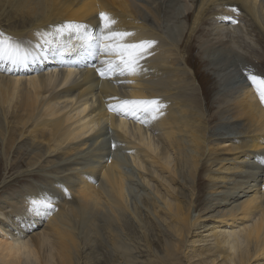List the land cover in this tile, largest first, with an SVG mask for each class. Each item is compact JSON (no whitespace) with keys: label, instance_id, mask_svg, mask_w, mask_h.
<instances>
[{"label":"bare ground","instance_id":"1","mask_svg":"<svg viewBox=\"0 0 264 264\" xmlns=\"http://www.w3.org/2000/svg\"><path fill=\"white\" fill-rule=\"evenodd\" d=\"M191 1L194 6L191 21L187 34L181 39L183 45H178L166 38L169 34L164 36L149 25L151 22L159 23V8L150 9L136 0H41V5L45 6L40 12H35L38 7L35 0H13V7L18 11L33 15L30 19H13V27L5 31L29 51L36 50L37 32L48 31L64 22L83 23L89 26V31H97L101 11L108 12L117 20L115 30L134 32L131 40H155L156 44L151 49L153 54L142 61L146 71L134 77L119 78L133 80L131 84L118 83L116 78H99L88 67L89 56L84 55L74 39L67 42L69 51L65 54L68 53V58L65 54H53L45 46L36 55L29 56L27 64L31 66H17L9 72L5 70L8 65H0V109L4 115L11 107L7 123L13 129L7 143L14 145L17 139L29 140L34 146L33 155L49 164L43 171L32 172L33 177L40 178L37 182H42L39 183L41 186L32 183L31 190L26 189L17 197L14 193L11 194L13 196L0 195V264H72L76 249H80L90 263L101 262L104 254L101 256V253L88 247L81 234L83 227L91 226V229L96 224L91 221L95 211L110 214L109 217L116 221L120 220L117 217L120 211L135 218L128 208L126 191V182L134 181V177L125 171V167L135 170L139 178L146 180V184H156L153 185L156 186L154 195L166 206V216L171 219L174 230L179 234L188 232L197 226L199 217L191 215L192 202L181 204L178 197L170 193L171 184L179 183L181 164L192 170V174L188 170L191 177L193 171L198 173L201 166H206L204 177L212 194L207 196L210 197L208 200L223 193L222 198L225 199L216 200L214 207L231 204L224 212L220 209L212 214L218 227L221 225L223 229L211 231L214 244L204 243L198 249V255L209 259L207 264L214 261L215 264L219 261H222L220 264H249L250 261V264H257L258 260H263L261 264H264V105L246 76V71L255 74L252 62L245 58L242 65L238 64L237 61L242 62L243 59L241 54L234 47L225 45L227 41L223 39H237L245 46L248 45L245 41L247 37L244 39L243 34L248 31H255L264 39V0ZM210 6L219 7L212 14L215 19L233 12L236 22L242 20L248 23L243 25V30L239 27L236 30L238 25H235L234 28L227 27V32L217 31L216 42L205 48L220 46L229 52L225 68L233 67V79L239 78L243 90L236 96L232 95L228 100V109L225 108L236 117L247 119L250 132L245 130L247 134L243 136L233 134L232 137L215 138L217 134L214 132L209 136L201 96L195 92L196 83L192 84L195 70H190L187 65L191 50L188 40L192 39V33ZM142 9L146 13L141 12ZM216 26L219 29V25ZM91 57L98 67L103 57ZM219 88L213 85L205 92L210 108L214 102L224 100V88ZM110 97L160 98L166 107L162 109V116L144 125L109 111L107 104L114 102ZM204 97L202 91V99ZM108 133L115 139L114 152H109L105 139ZM213 139L219 143L235 142L225 145L233 155L217 156L214 148L209 147ZM39 146L43 148L37 153ZM119 151L123 153L121 158L117 155ZM171 153L176 159H172ZM54 157L57 159L54 160ZM172 160H176L177 169ZM19 163L20 159L15 162ZM156 171L160 174L166 172L170 182ZM24 177L19 179L24 180ZM196 179L195 176L193 182ZM5 187L2 185V188ZM218 188L224 190L216 191ZM41 196L50 197L54 203V208L47 215L30 211L29 201ZM66 196L70 200L65 202L76 206L71 207L76 217H72L61 205ZM149 198L153 200L154 197ZM212 207H203L202 213ZM103 224L111 236L108 244L113 256H127L126 249L119 244V235L110 230V224L105 221ZM98 238V249L103 252L108 249L103 244L106 238L103 242L100 235Z\"/></svg>","mask_w":264,"mask_h":264},{"label":"rangeland","instance_id":"2","mask_svg":"<svg viewBox=\"0 0 264 264\" xmlns=\"http://www.w3.org/2000/svg\"><path fill=\"white\" fill-rule=\"evenodd\" d=\"M40 1L41 0L39 1L35 0V6H38L36 7L35 12L42 11L45 6L44 4L42 6ZM136 1L138 4L145 5L153 10L159 8V18H160L159 23L155 24L151 22L149 23V25L154 26L157 29V31H159L161 34L164 33L165 34V35L163 34L164 36L169 34L168 35L169 37L166 36V38H168L169 40H172L178 45L181 44L183 45L182 40L184 36L187 34L186 31L187 26L188 23H190L191 21V14H192L191 12L194 8V6H192L191 0H136ZM154 4L157 6H154ZM217 9H219V7L210 6L208 11L205 13V16L202 18L201 22L199 23L198 28L195 30V32L192 33V36L190 37L192 39L188 40V43L191 46L190 47L191 50L189 49L188 52L190 62H188L187 65L190 70L191 69L192 71L195 70L194 71L195 74L192 75L194 80V81L192 80V84L194 85L196 83L194 85L195 88L197 89L195 92L196 94L197 92H199L201 96V100H202L201 102L203 105L202 107L204 110L205 117H207L206 126L208 129L207 132L209 136L212 135L213 132L214 134H217L215 138L220 136L232 137L233 134L234 136H236V134H238V136L240 135L243 136V134L245 135L247 134V131L248 133L250 132L249 129H247L248 128L247 119L242 116L236 117L232 111L228 110L227 112L226 110L228 103H230V101L228 102V100L231 99V96L232 95L236 96L240 94L243 90V87L239 85L240 84L238 82L239 78H236L235 80L233 79L234 78L233 67H230L229 69L225 68V63L228 64L227 61L229 60V58L227 57L229 55V52L222 49V47L220 48V46H216L215 49L214 48L205 49V48H207L208 45H212L213 43L216 42V40L218 39L217 36L219 32H222V30L223 32H227L226 31L227 27L234 28L235 25L236 26L238 25L235 29L238 30L240 28L243 30V25L245 24L248 25V23L247 22L244 23L242 20L236 22L237 20L234 18L233 12L232 14L230 13L229 16L228 15L223 16L230 18L233 17L231 19H223L222 15H220V18L218 16V18L215 19L214 18L215 16L212 14L217 12L216 11ZM25 12L26 11H22V10L18 11L16 7H13V0H0V32L7 34L5 30L9 31V29L13 27L15 23L13 19L15 18L30 19L32 17L33 14L26 15ZM141 12L146 13L144 9H142ZM187 13H190L189 17L187 16ZM227 24L230 26H228ZM216 25H219V29L221 28L222 29L219 30ZM248 29H250L249 26ZM243 36L244 39L246 37L248 38L245 39V41L247 40L246 44L248 45L244 46L237 39L224 38V37L223 39L224 41H227L225 42V45L234 47V49H236V51H238L241 54V57L243 59L242 62L237 61L238 64L242 65L243 61L246 60L245 58H247L252 62V65L254 66L253 72H255V74L256 73L260 74V76L264 75L263 74L264 73V39L260 38L259 35L255 33V31H248V33L247 34L244 33ZM23 39L26 38L24 37ZM64 56L65 58L69 57L68 53L65 54ZM224 56L227 59H225ZM234 58L235 57H233V59ZM27 65L31 66L30 64ZM50 65L53 66L52 63ZM260 68L262 71L260 70ZM198 72L201 73L198 74ZM213 85L220 87L218 90L224 88L223 91H225L226 94L225 95L222 94L224 100H221L219 103H217V101L214 102L212 108H210L208 106L209 103L207 100L208 97H206L205 92ZM202 91L204 92V96H205L203 99H202ZM10 112H11V107L7 108V111L4 113V115L0 109V192H2L0 193V195L7 196L14 193V196L17 197V194L25 191L26 189L33 188L32 186L33 184L40 185L39 183H42V182H37V180H39L40 178L33 177L32 172L43 171V169H45L49 164L44 162L42 158H38L36 155H33L32 150L34 146L33 147L31 146L32 145L31 141L29 140L20 141L21 139H17L14 142V145L11 143L10 144L7 143V141H9V136L13 133V129L11 128L10 124L7 123V120L10 117ZM221 112L222 114H220ZM212 115H216V117L212 118L211 117ZM105 139L107 140V145L109 146V152H114L113 146L115 143V139L113 135L108 133L106 134ZM213 140L214 141L211 142L209 147L214 148L215 154H218L217 156L230 157L233 155L232 152H230L226 147L228 146V144L232 145V143L235 142L226 141L224 142L225 143L224 144V143H219L220 141H217V139H213ZM42 148H43L42 146L37 147L36 148L38 149L37 153H40V150ZM117 155L118 157L121 158L123 153L119 151ZM171 157L172 159L173 158L176 159L175 155H173L172 153H171ZM18 159L21 160V163L15 164V162ZM56 159L57 158L54 157V160ZM172 162L174 163V167L177 169L178 164L176 160H172ZM181 167H183L182 164L179 167V170L182 173V174L180 173L181 177L179 179V183L177 182L171 184L173 188L170 189V193L171 195L178 197L177 200L181 201V204L186 205L192 202L193 206L191 207V215L193 216V218L199 217V221H197L198 227L196 226L195 228L190 229L188 232L181 234L175 231L173 223H170L171 219L166 216V212H167L166 206L162 204L160 198H157L154 195L155 194L154 187L156 186L153 185L156 184L152 182L150 183L147 182L146 184V180L144 178L142 179L139 178L135 170L132 171L130 167L129 168L125 167V171L134 177L133 178L134 181L126 182V191L128 194L127 199L129 201L128 208H130L131 212L135 214L134 215L135 218L126 212L121 213L120 211L117 213V217L119 216L120 220L116 221L109 217L110 214L102 213V212L97 213L96 211L93 212V217L91 221L93 222V224L96 223L95 224L96 226L94 225L93 228L91 229H90L91 226L90 227L88 226L89 228L87 226L83 227V231L81 235L84 236V239L88 244L87 245L88 247H91L93 251H97L98 253H101V256L102 254H104V257H102L101 262L99 261V262L90 263V261L87 260L85 256H83L80 249H76V251H74L75 253L73 254L72 264H124L125 262L129 264H205V263L207 264L209 263L208 262L209 259H204L203 256L198 255L199 253L198 249L200 248V246L205 244H209V245L214 244L213 237L211 236L212 235L211 231H219V228L221 231L223 229V226L219 225L218 227V222L214 221L212 214L215 215V212L218 213L217 211H219L220 209H222V211L224 212L226 209L230 208L231 204L227 206L214 207L215 206L214 203L216 200L225 199L222 198L223 193L221 196L218 195L215 196V198L211 197L210 201L208 200L210 197L207 196L208 195L212 196V194L209 189L210 184L204 177L206 166L205 167L201 166L198 173L193 171V175H192L193 177H191L192 170H190L187 166L186 167L184 166L183 168ZM188 170L190 171L191 174L188 172ZM156 172L157 174L158 173L160 174V172L158 171ZM194 174L197 177L195 182H193L195 178ZM24 175H25L24 180L19 179V178H23ZM160 175L164 180L169 181L168 178L169 175L166 172L161 173ZM27 183L30 186H28ZM2 185H6V187L2 188ZM219 190H224V188H218L216 191ZM159 193H162V191L159 190ZM150 196L154 197L153 200L149 198ZM65 198L66 199H64L61 205L66 207V210L73 217L75 213L73 212L71 207L75 208L76 206H74L75 204H72V202H65L69 199V196H66ZM172 199L173 198L171 196L170 200L173 201ZM239 200H241V198ZM208 205L213 206L212 207L213 210L209 209L207 210L206 213H202L203 207ZM74 217H76V215ZM104 221L110 224V230L112 229L115 233L119 235V244L123 245V247L126 249L127 256H123V258H115L113 256V251L111 250V246L108 244L110 242L109 237L111 236H109L108 229L106 227L104 228V224H103ZM110 222H112V224ZM95 229H97V232L98 231L99 232L96 233ZM98 235H100L101 237L100 239L101 242L104 241L103 244L105 243V245L108 248V249L105 248V251L103 252H100L98 249V245H97L99 239ZM121 260L122 263L120 262ZM221 262L219 261L218 264H220ZM215 263L216 262L214 261L212 264ZM250 263L251 261L249 262V264ZM261 263H263V260L257 261V264H261ZM253 264H256V262H253Z\"/></svg>","mask_w":264,"mask_h":264},{"label":"snow or ice","instance_id":"3","mask_svg":"<svg viewBox=\"0 0 264 264\" xmlns=\"http://www.w3.org/2000/svg\"><path fill=\"white\" fill-rule=\"evenodd\" d=\"M236 11V9H232ZM100 24L97 31H89V26L83 23L68 21L54 26L48 31L37 32L35 51H29L13 37L0 32V65H8L5 69L11 72L13 68L26 67L29 56H34L45 46L56 55H64L69 51L68 41L75 40L83 49L85 56L103 57L98 67L93 66L101 78H116L118 83H134L133 80H121V77H134L141 71H146L142 61L153 53L151 49L155 40L133 41L130 38L134 32L115 30L117 20L108 12H99ZM223 19H231L223 17ZM235 22V21H234ZM259 101L264 105V76L246 71ZM107 104L109 111L147 125L163 115L166 105L160 98H121L110 97ZM30 211L47 215L54 208L52 199L48 196L31 199Z\"/></svg>","mask_w":264,"mask_h":264}]
</instances>
